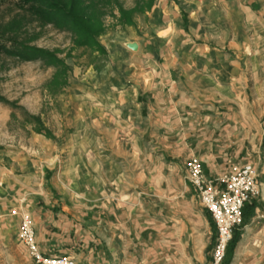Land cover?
Listing matches in <instances>:
<instances>
[{"label": "crops", "instance_id": "1", "mask_svg": "<svg viewBox=\"0 0 264 264\" xmlns=\"http://www.w3.org/2000/svg\"><path fill=\"white\" fill-rule=\"evenodd\" d=\"M146 15L154 34L105 35V54L68 79L67 160L55 173L46 138L50 159H38L56 197L28 203L10 180L25 191L13 212H28L44 255L75 264H209L215 228L186 162L198 158L210 179L252 163L260 192L229 264H264V0H154Z\"/></svg>", "mask_w": 264, "mask_h": 264}, {"label": "rangeland", "instance_id": "2", "mask_svg": "<svg viewBox=\"0 0 264 264\" xmlns=\"http://www.w3.org/2000/svg\"><path fill=\"white\" fill-rule=\"evenodd\" d=\"M136 2L113 0L102 7L104 31L97 38L99 42L105 35H132L141 39L145 34H154L153 22L148 20L145 9L132 13L131 24L119 21L117 6L128 10L135 8ZM20 44L51 52L61 59L67 66V84L63 86L61 83L63 75L58 65L47 64L39 58L23 60L16 57L13 46ZM102 54L105 53L76 45L69 31L40 22L22 8L20 0H0V264H34L17 237L20 216L26 210L13 212L14 198L23 196L25 191L17 194L8 186L10 180L18 186L26 185L28 203L56 197L54 194L46 195L44 190L47 188L40 185L41 176L37 178V172H41L38 159H45V151L48 152L42 140L48 139L52 146L49 152L57 155L54 163L57 173L67 160L70 147L67 140L75 131L67 125L71 113V100L66 91L68 79L86 72ZM55 78L60 84H55ZM91 132L99 138L104 137L103 129H92ZM101 142L100 151L107 152L105 149L109 146ZM13 152L20 156L16 164L11 160ZM81 152L78 154L85 153ZM28 157L38 161L34 167L24 163ZM49 159L46 158L42 164ZM30 173L36 176L31 182L27 181ZM58 195L62 197L63 194ZM64 196L65 200L82 197L71 192L64 193Z\"/></svg>", "mask_w": 264, "mask_h": 264}, {"label": "built area", "instance_id": "3", "mask_svg": "<svg viewBox=\"0 0 264 264\" xmlns=\"http://www.w3.org/2000/svg\"><path fill=\"white\" fill-rule=\"evenodd\" d=\"M185 167L187 180L215 228L209 264H220L233 231L241 224L245 203L259 195L257 171L252 163L235 164L220 177L210 179L204 173L201 161L194 156L188 158ZM17 237L34 264H75L68 255L46 256L40 251L33 221L26 211L20 216Z\"/></svg>", "mask_w": 264, "mask_h": 264}, {"label": "trees", "instance_id": "4", "mask_svg": "<svg viewBox=\"0 0 264 264\" xmlns=\"http://www.w3.org/2000/svg\"><path fill=\"white\" fill-rule=\"evenodd\" d=\"M24 10L42 23H50L54 26L67 30L72 34L73 42L78 46H87L99 53H104V48L97 40L98 36L104 31L102 21L103 9L113 2V0H20ZM115 1V0H114ZM135 8L125 10L117 6L119 11V21L131 24L132 13L136 10H150L154 0H136ZM13 53L16 57L23 60L42 59L47 64L60 67L62 77L61 83L67 84L66 64L55 54L28 46L25 44L14 45ZM58 74H56L57 76ZM58 77V76H57ZM55 84H60L58 78ZM246 204L242 211V221L244 222ZM240 238V233L235 229L229 243L227 244L225 256L220 264H229L236 244Z\"/></svg>", "mask_w": 264, "mask_h": 264}, {"label": "water", "instance_id": "5", "mask_svg": "<svg viewBox=\"0 0 264 264\" xmlns=\"http://www.w3.org/2000/svg\"><path fill=\"white\" fill-rule=\"evenodd\" d=\"M128 48L131 50H136L137 49V44L135 42H129L126 44Z\"/></svg>", "mask_w": 264, "mask_h": 264}]
</instances>
